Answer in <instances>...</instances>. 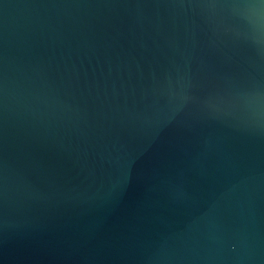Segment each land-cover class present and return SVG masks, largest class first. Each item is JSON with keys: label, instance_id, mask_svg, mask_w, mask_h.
I'll list each match as a JSON object with an SVG mask.
<instances>
[{"label": "water", "instance_id": "1", "mask_svg": "<svg viewBox=\"0 0 264 264\" xmlns=\"http://www.w3.org/2000/svg\"><path fill=\"white\" fill-rule=\"evenodd\" d=\"M0 264H264V0H0Z\"/></svg>", "mask_w": 264, "mask_h": 264}]
</instances>
